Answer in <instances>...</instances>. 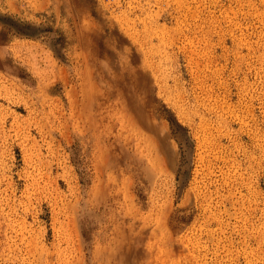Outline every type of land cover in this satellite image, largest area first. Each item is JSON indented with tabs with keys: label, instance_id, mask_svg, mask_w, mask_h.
Here are the masks:
<instances>
[{
	"label": "rangeland",
	"instance_id": "1",
	"mask_svg": "<svg viewBox=\"0 0 264 264\" xmlns=\"http://www.w3.org/2000/svg\"><path fill=\"white\" fill-rule=\"evenodd\" d=\"M0 264H264V0H0Z\"/></svg>",
	"mask_w": 264,
	"mask_h": 264
}]
</instances>
